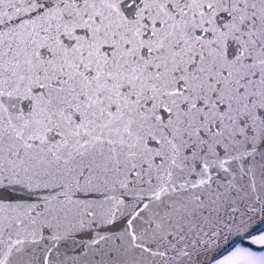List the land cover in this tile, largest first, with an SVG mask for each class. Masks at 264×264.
I'll return each instance as SVG.
<instances>
[{
  "label": "snow or ice",
  "instance_id": "obj_1",
  "mask_svg": "<svg viewBox=\"0 0 264 264\" xmlns=\"http://www.w3.org/2000/svg\"><path fill=\"white\" fill-rule=\"evenodd\" d=\"M0 264H264V0H0Z\"/></svg>",
  "mask_w": 264,
  "mask_h": 264
}]
</instances>
